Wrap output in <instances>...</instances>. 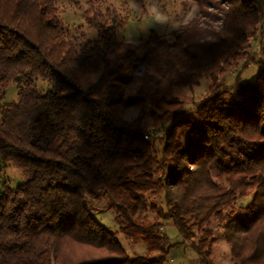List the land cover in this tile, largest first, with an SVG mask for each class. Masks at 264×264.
Instances as JSON below:
<instances>
[{
    "label": "trees",
    "instance_id": "obj_1",
    "mask_svg": "<svg viewBox=\"0 0 264 264\" xmlns=\"http://www.w3.org/2000/svg\"><path fill=\"white\" fill-rule=\"evenodd\" d=\"M195 1L201 24L136 43L117 40L112 13L92 1L83 17L97 37L80 44L56 0H0V100L17 88L0 106V154L24 176L0 191V264H164L163 221L211 264L213 219L232 264H264V0ZM240 63L256 79L223 88ZM203 78L189 107L173 96ZM148 118L161 138H144ZM99 204L145 255H127L94 217Z\"/></svg>",
    "mask_w": 264,
    "mask_h": 264
},
{
    "label": "rangeland",
    "instance_id": "obj_2",
    "mask_svg": "<svg viewBox=\"0 0 264 264\" xmlns=\"http://www.w3.org/2000/svg\"><path fill=\"white\" fill-rule=\"evenodd\" d=\"M92 1L98 3L99 8L104 11L108 9L113 15V21L117 25V40L136 43L140 38L146 37L149 31L153 30L160 35L167 36L171 32H178L187 25L198 22L202 23L199 13V5L195 0H56L59 10V18L65 31L72 39L80 44H86L96 39V32L91 29L84 17L83 11L87 9ZM202 26V25H201ZM260 31L251 43V51H257V41ZM258 69L254 64L244 66L240 63L235 69L227 72L220 78L223 88H230L238 79L240 82H252L256 79ZM209 80L203 78L198 86L193 88L179 87L173 91V96L186 103L187 107L206 95ZM39 89L46 91V84L39 82ZM235 94L224 93V99L236 98ZM17 99V88L15 84H10L6 90L0 106L10 104ZM137 115V109H130L125 113L126 119H133ZM147 129L157 130V126L152 125V119L146 121ZM146 132V133H147ZM157 141V140H156ZM158 145V142H156ZM24 182L23 174L4 162L0 154V191L4 184L14 188ZM251 195L237 199L236 206H245L250 202ZM154 202L161 207L162 196L155 194ZM106 228L115 232L116 238L127 255H145L146 246L138 241H132L121 234L113 222V211L105 208L103 204L97 206L93 213ZM149 220H160L154 214L149 215ZM162 222V220H161ZM214 242L211 246V264H232L229 246L225 242L222 231L213 219L211 222ZM161 233H165L171 246L168 258L172 259L170 264H199L197 256L192 250L183 244L175 227L163 221ZM165 263V262H164Z\"/></svg>",
    "mask_w": 264,
    "mask_h": 264
},
{
    "label": "built area",
    "instance_id": "obj_3",
    "mask_svg": "<svg viewBox=\"0 0 264 264\" xmlns=\"http://www.w3.org/2000/svg\"><path fill=\"white\" fill-rule=\"evenodd\" d=\"M162 134L160 131L157 130H150L145 135L144 138L150 141H154L157 138H161ZM164 264H170L172 262V259L165 257Z\"/></svg>",
    "mask_w": 264,
    "mask_h": 264
}]
</instances>
